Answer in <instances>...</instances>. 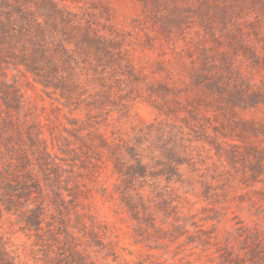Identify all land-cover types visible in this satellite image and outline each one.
<instances>
[{
  "label": "rangeland",
  "instance_id": "1",
  "mask_svg": "<svg viewBox=\"0 0 264 264\" xmlns=\"http://www.w3.org/2000/svg\"><path fill=\"white\" fill-rule=\"evenodd\" d=\"M51 1L79 28L55 21L71 33L78 62V84L56 86L85 101H66L6 56L0 88L14 87L21 104L8 111L0 98V129L8 115L24 130L35 126L51 153L75 165L78 211L100 235L97 246L76 230L77 249L94 264H228L227 255L250 264L239 233L264 237V0ZM205 3L236 12L225 20ZM87 31L124 61L117 50L109 58L77 48ZM100 137L176 166L171 182L156 177L139 190L150 219L121 201ZM16 220L0 209L11 261L48 264L46 248Z\"/></svg>",
  "mask_w": 264,
  "mask_h": 264
},
{
  "label": "trees",
  "instance_id": "2",
  "mask_svg": "<svg viewBox=\"0 0 264 264\" xmlns=\"http://www.w3.org/2000/svg\"><path fill=\"white\" fill-rule=\"evenodd\" d=\"M29 4H34L35 10ZM205 4L217 10L225 20H230L231 14L236 12L227 3H217L215 6ZM56 19L65 28L79 29L71 15L63 14L51 0H0V61L6 56H18L20 61L17 65H22L38 82L46 87L52 85L55 90L60 89L62 98L68 102L76 101L80 105L85 99L78 96L74 99L75 92L56 86L78 84L74 80L78 62L69 49L72 42L69 40H73L71 33L58 29ZM57 30L69 39L58 38ZM109 44L87 31L76 46L83 52L95 48L99 55L102 53L109 58L117 50L115 54L124 61L121 51L116 48L112 51ZM2 86L0 98L3 105L8 111L18 112L21 104L18 91L9 85ZM3 122L0 129V209L15 216L21 230L34 236L36 244L46 248L48 264H94L88 255L77 249L76 230L84 233L88 231L97 246L100 245V235L95 222L92 220L88 228L84 215L78 211L76 191L79 183L75 176V165L67 164V160L51 153L47 141L42 138V132L35 126L24 130L9 115ZM75 139L84 142L77 135ZM100 141L109 152L115 173L120 179L116 191L121 201L136 219L140 213L150 219L148 207L139 190L146 186L152 187L154 184H149V179L156 177L164 176L168 183L171 182L176 175V166L156 157H152L150 163L145 162L147 157L141 153L143 150L129 146L127 142L109 144L102 137ZM83 146L89 149L85 143ZM75 149L62 152L70 155ZM73 158L74 163L81 160L77 154ZM158 195L163 196V193ZM239 237L241 250L251 256L250 264H264V237L258 232L250 234L242 229ZM225 262L242 264L243 259L237 257L231 260L227 255ZM0 264H15L2 239Z\"/></svg>",
  "mask_w": 264,
  "mask_h": 264
}]
</instances>
